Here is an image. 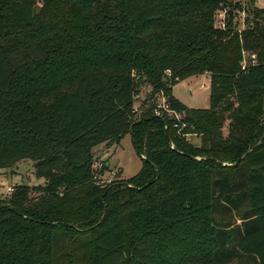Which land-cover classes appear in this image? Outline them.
<instances>
[{
    "label": "trees",
    "instance_id": "trees-1",
    "mask_svg": "<svg viewBox=\"0 0 264 264\" xmlns=\"http://www.w3.org/2000/svg\"><path fill=\"white\" fill-rule=\"evenodd\" d=\"M245 1L239 28L227 0H0V169L44 180L0 198V264H264V9ZM203 74L208 108L172 95ZM127 134L141 169L103 183L92 151Z\"/></svg>",
    "mask_w": 264,
    "mask_h": 264
},
{
    "label": "rangeland",
    "instance_id": "rangeland-1",
    "mask_svg": "<svg viewBox=\"0 0 264 264\" xmlns=\"http://www.w3.org/2000/svg\"><path fill=\"white\" fill-rule=\"evenodd\" d=\"M230 7L235 3L240 8L235 14V21L239 28L245 27L249 17L248 6L245 0H227ZM35 9L39 11L45 4L44 0H33ZM256 6L264 9V0H257ZM224 9H227L224 7ZM224 9L216 12V23L221 25ZM210 78L203 74L177 82L172 88V95L188 108L206 109L209 107ZM150 93V88L141 85L134 97V108L137 110ZM160 97H156L159 102ZM194 144H199L197 137H189ZM93 169L99 172L106 166L100 178L103 183L110 181H126L135 176L141 169L142 161L136 154L130 136L125 135L119 143H105L94 148ZM18 185L29 187L44 186V180L34 176L33 162L19 161L7 169H0V198L8 195L10 189ZM10 193V192H9ZM242 208V207H241ZM229 215V214H228ZM227 218L231 220V216ZM226 218V220H227ZM240 223L237 221V224Z\"/></svg>",
    "mask_w": 264,
    "mask_h": 264
},
{
    "label": "built area",
    "instance_id": "built-area-1",
    "mask_svg": "<svg viewBox=\"0 0 264 264\" xmlns=\"http://www.w3.org/2000/svg\"><path fill=\"white\" fill-rule=\"evenodd\" d=\"M165 74L167 76H170L169 71H166ZM174 80L177 81V78H175ZM163 114H166V115L170 116L171 118H174L176 121H179V119H180V117L177 113H175L174 111H172L168 108V104H167L165 97L162 94H160V99H159V102L157 103V106L154 110V115L162 116ZM174 127L176 128V127H178V125L175 124ZM185 137L189 138V135H185ZM12 191H13V189L9 190L10 193ZM9 192H8V194H10Z\"/></svg>",
    "mask_w": 264,
    "mask_h": 264
},
{
    "label": "water",
    "instance_id": "water-1",
    "mask_svg": "<svg viewBox=\"0 0 264 264\" xmlns=\"http://www.w3.org/2000/svg\"><path fill=\"white\" fill-rule=\"evenodd\" d=\"M167 137H168V136H167ZM263 137H264V136H263ZM263 137L261 138V140L259 141V143L262 141ZM239 160H240V159H239ZM239 160H238V161H239Z\"/></svg>",
    "mask_w": 264,
    "mask_h": 264
},
{
    "label": "crops",
    "instance_id": "crops-1",
    "mask_svg": "<svg viewBox=\"0 0 264 264\" xmlns=\"http://www.w3.org/2000/svg\"><path fill=\"white\" fill-rule=\"evenodd\" d=\"M102 145V144H101Z\"/></svg>",
    "mask_w": 264,
    "mask_h": 264
}]
</instances>
